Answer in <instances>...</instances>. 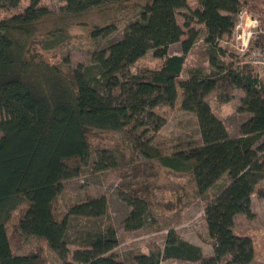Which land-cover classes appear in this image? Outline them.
<instances>
[{"label": "trees", "instance_id": "16d2710c", "mask_svg": "<svg viewBox=\"0 0 264 264\" xmlns=\"http://www.w3.org/2000/svg\"><path fill=\"white\" fill-rule=\"evenodd\" d=\"M21 2L0 0V9L15 10ZM61 2L64 8L58 15L42 0H28L24 9L0 18V264H45L37 254L14 253L26 238L43 243L60 264H126L111 254L118 244L112 225L95 234L79 231L71 241L67 239L68 217L104 216V197L73 205L60 221L54 214L61 181L78 171L90 155L92 131L118 133L146 161L190 174L198 198L207 200L210 190L223 184L205 206V228L198 234L212 248L210 256L204 257L200 247L169 230L163 247L152 245L147 254L134 255L135 264L166 260L251 264L253 241L235 228L238 216L252 218L251 196L264 179V74L223 46L247 0H196L195 9L188 0ZM93 10L131 12L134 19L120 40L92 53L91 67L64 71L46 61L41 52L66 42L69 28ZM182 11L190 14L187 20L203 26L191 30L184 40L177 22ZM260 25L263 34L253 40L252 50L264 49V20ZM115 29L111 19L104 26L93 25L90 36L107 37ZM199 37L207 47L208 64L185 70L186 55ZM177 43L181 53L168 55L169 46ZM149 52L161 60L159 67L131 73L130 68ZM92 68L97 74L91 73ZM184 71L187 77L182 79ZM235 90L243 93L238 111L248 117L239 127V137L232 138L212 114L206 97L214 93L217 102L225 104ZM179 96L180 109L196 118L201 145L190 141L166 154L152 144L146 127L151 124L158 131L164 120L152 109L172 108ZM99 152L102 161L93 162L92 171L115 167L111 149ZM124 201L131 211L123 228L136 231L144 225L149 200L132 190ZM21 206L23 212L10 233L7 224ZM262 233L264 245V221ZM70 244L76 247L72 253Z\"/></svg>", "mask_w": 264, "mask_h": 264}, {"label": "rangeland", "instance_id": "374dc122", "mask_svg": "<svg viewBox=\"0 0 264 264\" xmlns=\"http://www.w3.org/2000/svg\"><path fill=\"white\" fill-rule=\"evenodd\" d=\"M27 1L22 0L20 6L15 10L0 9V18L8 17L15 11L24 9ZM247 2V6L243 9L259 20H264V0H247ZM42 4L47 6L53 15L63 12L64 4L61 0H42ZM188 4L191 9L197 7L196 0H188ZM186 17L190 18V14L185 11L177 15V22L184 31L183 40L187 38L191 30L200 31L203 28L195 19L187 20ZM111 19L115 20L117 28L111 34L98 39L90 36L93 25L104 26ZM133 19L131 12L120 14L109 10L99 13L93 10L83 18L82 23L69 28L70 38L66 42L54 50L43 51L41 54L46 61L61 67L64 71L78 66L91 67L92 53L106 49L111 43L120 40L124 28ZM199 38L186 55L185 70L206 67L208 64L207 47ZM223 46L228 54L235 52V45L231 38L226 40ZM238 47L241 48V44L238 43ZM180 53V43L169 46L168 55H179ZM224 60L227 62V58ZM160 64L161 60L154 58L149 52L130 68V72L134 73L143 68L153 70ZM97 72L96 68L91 69L92 74H97ZM186 77L187 73L184 71L181 78L185 79ZM242 97L243 93L240 90H235L230 101L225 104L218 103L214 93L206 97L212 114L225 125L232 138L239 137V127L248 117V114L238 111ZM180 102L181 96L177 98L172 108L156 107L152 109L155 116L164 120V124L158 131L153 130L151 124L146 127L147 137L150 138L152 144L161 148L166 154L183 149L184 144L190 141L194 142L196 146L201 145L196 118L193 114L183 112L180 109ZM88 137L91 144L90 155L82 162L78 171L61 181L59 195L54 203V214L60 221L73 205L101 197L106 199L107 213L95 218L69 216L68 241H71L79 231L95 234L103 230L105 226L112 225L118 244L111 254L126 264H135L134 255L147 254L152 245L162 248L167 232L173 230L184 241L200 247L204 257L212 254V248L203 243L198 234H201L205 228V206L220 191L223 186L222 182L210 190L207 200L198 198L190 174L177 173L160 166L157 162L146 161L133 152L127 141L118 133L92 131ZM262 141H264V137ZM103 148L112 150L116 165L112 169L94 172L91 169V164L102 161L99 151ZM132 190H137L140 195L146 197L149 200L150 208L146 214L144 225L136 231L127 232L123 228V222L131 211V206L124 201V198L128 197ZM23 207L21 206L13 212L7 224L10 233L23 212ZM251 212L252 218L247 219L244 216L236 218L235 231L251 237L253 241L255 256L251 264H264L262 233L264 179L258 183L251 196ZM68 248L71 253L76 249L71 244L68 245ZM14 253L16 255L37 254L45 264H60L55 253L33 238H26L14 250ZM68 261L71 262V256ZM160 264L199 263L166 260Z\"/></svg>", "mask_w": 264, "mask_h": 264}, {"label": "built area", "instance_id": "2783aa9c", "mask_svg": "<svg viewBox=\"0 0 264 264\" xmlns=\"http://www.w3.org/2000/svg\"><path fill=\"white\" fill-rule=\"evenodd\" d=\"M231 41L235 45V54L244 56V61L252 65L261 75L264 74V49H251L253 40L263 34L260 20L247 10H241L233 28ZM241 44V48L238 47Z\"/></svg>", "mask_w": 264, "mask_h": 264}]
</instances>
